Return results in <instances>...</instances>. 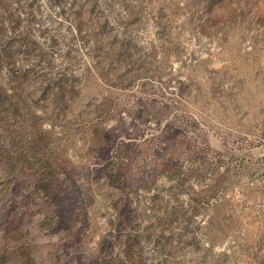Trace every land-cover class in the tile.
Listing matches in <instances>:
<instances>
[{
    "label": "rangeland",
    "instance_id": "rangeland-1",
    "mask_svg": "<svg viewBox=\"0 0 264 264\" xmlns=\"http://www.w3.org/2000/svg\"><path fill=\"white\" fill-rule=\"evenodd\" d=\"M0 264H264V0H0Z\"/></svg>",
    "mask_w": 264,
    "mask_h": 264
}]
</instances>
